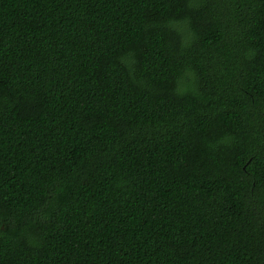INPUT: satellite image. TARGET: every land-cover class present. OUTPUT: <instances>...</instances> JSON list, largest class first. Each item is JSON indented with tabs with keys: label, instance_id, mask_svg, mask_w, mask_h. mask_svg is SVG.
Returning a JSON list of instances; mask_svg holds the SVG:
<instances>
[{
	"label": "trees",
	"instance_id": "1",
	"mask_svg": "<svg viewBox=\"0 0 264 264\" xmlns=\"http://www.w3.org/2000/svg\"><path fill=\"white\" fill-rule=\"evenodd\" d=\"M0 264H264V0H0Z\"/></svg>",
	"mask_w": 264,
	"mask_h": 264
}]
</instances>
